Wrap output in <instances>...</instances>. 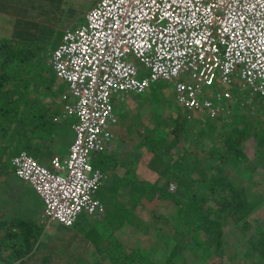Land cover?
I'll use <instances>...</instances> for the list:
<instances>
[{
    "label": "built area",
    "instance_id": "built-area-1",
    "mask_svg": "<svg viewBox=\"0 0 264 264\" xmlns=\"http://www.w3.org/2000/svg\"><path fill=\"white\" fill-rule=\"evenodd\" d=\"M46 62L72 99L62 109L75 118L73 140L49 166L24 150L9 163L41 200L45 226L68 227L103 210L96 190L106 174L90 159L113 144L112 97L163 80L180 108L215 117L229 113L232 93L203 87L237 80L238 91L264 94V0H97Z\"/></svg>",
    "mask_w": 264,
    "mask_h": 264
},
{
    "label": "trees",
    "instance_id": "trees-1",
    "mask_svg": "<svg viewBox=\"0 0 264 264\" xmlns=\"http://www.w3.org/2000/svg\"><path fill=\"white\" fill-rule=\"evenodd\" d=\"M34 52L16 47L9 41L0 42V81L12 80L14 86L8 96L5 92L0 93L1 104L7 97L11 101L9 106L1 107L0 121L16 117L15 125L20 126L13 129L18 139L27 133L20 149L37 160L45 149V142L52 139V124L45 126L48 117L45 107L39 97L30 98L25 89L30 69L24 62H29V54ZM18 81H23L20 82L23 90L14 97L20 84ZM238 92L245 96L239 100L240 108L233 110L228 106L226 116L219 113L208 118L203 112H191L189 116L194 114L197 122L190 126L187 112H172V125L165 131L172 134L170 141L162 138L155 141L146 133L141 146L149 152L151 160L137 163L133 174L119 179L121 186L112 182L115 188H124L125 195L110 193L109 187L102 189L103 183L97 188L96 194L101 188L103 193L100 195L107 196L110 207L106 217L111 214L113 219L112 237H108L110 234L105 236L107 242L100 247L112 264H207L208 255L216 256V261L211 264H222L223 254L232 264H264V221L253 218L254 230L248 234L251 221L246 220L253 204L264 201V110L260 108L264 103L258 96L248 95L246 90ZM175 107H178L176 103ZM16 109L21 112L17 113ZM197 136L201 137L200 142L194 144L192 139ZM249 138L253 140L251 151L245 149ZM202 155L204 159H200ZM106 161L111 162L113 158L103 160ZM96 168L104 172V169ZM259 169L263 170L258 180ZM243 174L246 177H242ZM171 182L173 190L169 188ZM258 188L262 189L260 193ZM143 205L150 207L147 209L150 222L141 231L149 235L156 233L157 237H149L147 245L140 244L131 253L128 247L123 248L124 244L115 232L127 223L133 227L140 224L141 218L134 209ZM108 227L109 223L103 226ZM136 229L133 228L131 234L141 232L139 226ZM236 232L242 234L240 239ZM100 234L104 235L105 231ZM253 236H256L255 240L249 241ZM238 239L243 247L250 248L251 255L241 256L237 250ZM149 251L151 259H147ZM46 261V257L45 260L42 258L41 263Z\"/></svg>",
    "mask_w": 264,
    "mask_h": 264
},
{
    "label": "crops",
    "instance_id": "crops-1",
    "mask_svg": "<svg viewBox=\"0 0 264 264\" xmlns=\"http://www.w3.org/2000/svg\"><path fill=\"white\" fill-rule=\"evenodd\" d=\"M96 1H84L85 11H83V7L79 6L82 0H0V40L9 41L16 47L28 50L36 38L44 32V29L48 31L55 29L61 37L65 29L74 28L84 21L85 13ZM51 49L46 51L42 60L36 54L31 53L28 56L30 57L29 62H24L30 69V73H27L29 79L26 78L25 89L29 91L30 98L39 97L45 107L48 114L45 126L49 127L52 124V132H50L52 139L45 142L44 151L37 157V161L44 166H49V161L53 156L65 157L68 145L74 137L72 125L75 122L73 116L63 114V103L69 104L72 99L69 97L66 100L62 99V96L66 94V84L52 74L46 62ZM0 82V93L5 92L8 96L10 90L14 89V86L11 85L12 80L5 83ZM18 82L23 83V81ZM21 83L15 89L14 97H17L23 90ZM170 90L172 91V88ZM232 90L238 92L237 86ZM233 92L231 91L233 97L227 104L231 109L238 110L241 105L239 100L245 96L238 92L237 95H240L238 97ZM167 95L168 91L163 97L166 98ZM255 95L264 103V94ZM111 100L123 102L118 105L115 123L110 128L113 144L110 149L93 154L90 160L93 167L104 169L107 175L102 189L109 187L110 193L120 192L119 195H125L126 190L124 188L117 189L114 184L121 186L118 183L119 179L128 178V175L133 174V168L137 163L151 160V155L144 146H141V143L144 135L146 133L151 135L153 130H150V125L144 126L141 114L140 122L136 121V109L127 106L130 103L128 94L112 97ZM171 101L174 104V100ZM10 102L7 97L5 102L0 103V110L1 107L4 109L9 106ZM19 106H23V101L19 103ZM177 108L179 109V107ZM260 108L264 109L261 106ZM16 110L17 113L21 112V109ZM138 110L144 111L143 106L138 107ZM15 121L16 117L8 121L7 119L4 122L0 121V264H43L40 259L45 257L47 258L45 264H106L107 255H103V252L100 248H96L95 244L100 246L106 243L107 237L100 233H91L92 236H86V239L82 236L90 234L86 228L92 227L93 222L102 221L101 227H103L108 225L109 220H113L111 214L109 218L106 217L110 207L107 205V196H99L98 192L96 194L103 204V214L101 213V216L98 214L99 220L81 214L71 226L66 227L57 223L45 226L39 218L42 209L41 200L27 183L15 176L9 163L10 157L21 150L22 142L27 139V133L25 137L18 139L13 128L19 127L20 124L15 125ZM141 122L144 126L142 132L138 126V123ZM33 130H31V136ZM33 139L34 137L31 138V140ZM110 157L113 158V161L103 162L105 158L109 159ZM102 189L100 188V193H103ZM23 224L32 233L26 236L20 230L23 237H18L14 234L15 228L23 226ZM31 225L37 227L35 232L29 228ZM108 233L110 234L108 237H112L113 230H109ZM38 247H41L38 258L29 259ZM47 247L51 252L49 256L46 254Z\"/></svg>",
    "mask_w": 264,
    "mask_h": 264
},
{
    "label": "rangeland",
    "instance_id": "rangeland-1",
    "mask_svg": "<svg viewBox=\"0 0 264 264\" xmlns=\"http://www.w3.org/2000/svg\"><path fill=\"white\" fill-rule=\"evenodd\" d=\"M84 1H86V0H82V3L79 4L80 7L81 6L83 7V11H85V8H84L85 4L83 3ZM59 37L60 36H59V34L57 33V31L55 29H49V31L47 29H44V32L42 34H40L36 38V40L33 43V45H30V49L31 50H36V52H34V55L36 54L37 57L40 60H42L43 57H44V54L46 53V51H48L49 49H51L52 47H54L56 45V43L58 42ZM3 41H6V40H3V39L0 40V42H3ZM237 84H238V81L234 80L231 83V86L235 87V86H237ZM224 87H226V86L225 85H216V84H214V85L209 86V87H203L202 89L204 91H210V90L223 89ZM171 88H172V85L170 83H167L166 81H163V80H158V81L154 82L153 84H151L149 88H147L144 92H142L140 94H131V93L128 94V97L130 98V103L127 104V106H129V107L132 106L134 109H136V111H137V113H136L137 120L136 121L140 120V114H141L142 120H143V122L145 124L144 126L147 127V126L150 125L149 126L150 130L151 129L153 130L151 135H150V137L152 139H154L155 141L156 140H160L161 138L164 141H170L172 139V136H171L172 134L171 133L168 134L165 131H166V129L170 128V126L172 125V123H171V121H173V118H172L173 113L172 112H174V114H175L178 111H180V109H177L174 106L175 103L173 104L172 101H171V100H174V98H172V91L170 90ZM166 91H168V95L165 98L163 96L166 93ZM123 101H125V100H123ZM120 103H123V102H121V100L112 101V113L114 115H116L117 107H118V105ZM124 103H126V102H124ZM141 105L143 106L144 111L143 110H140V111L138 110V107L140 108ZM143 122H141L142 124L138 123V126H139L141 132H142V129L144 128ZM196 122H197V118L194 116V114L191 115L189 117L188 124L191 126L193 124H196ZM200 138L201 137L197 136L196 139H192V142L194 144H197L198 142H200L199 141ZM206 144H204L202 146L204 147V146H206ZM252 146H253V140L251 138H249V140H247L245 142V147H246L245 149L247 151H251ZM204 158H205L204 155H202L200 157V159H204ZM188 166H191V164L188 165ZM262 170L263 169H259L258 172L256 173V176H257L258 180H259L258 177L261 176V171ZM146 174H148V173H146ZM262 174H264V170H263ZM243 175H242V177H246V174L244 176ZM243 182H241V184ZM169 188L171 190H173V188H174L173 182H171L169 184ZM259 191L261 192L262 189L258 188L257 192H259ZM98 195L101 196L100 195V189L98 190ZM262 198H264V195L262 196ZM151 201H153V200H151ZM149 208H150L149 206L143 205V206H139L136 209H134V212L138 213L139 219L141 218L140 219L141 223L140 224L138 223V225H137V226H139L140 231H141V228L143 229L150 222V220L148 219V214H147V209H149ZM167 211H168V209L165 210L164 212L167 214ZM100 216H101V214H100ZM247 216L248 217H247L246 220L249 221V222L251 221V223L249 225L250 227L248 228V234H250L254 230V224H253V221H252L253 218H258L260 221H262V220L264 221V201L262 200L259 204H253V206H252L251 210L249 211V213L247 214ZM90 217H91V219H97V220L100 219L99 216H90ZM41 222L44 224L43 220ZM136 223H137V221H136ZM109 225H110V227L103 228V227H101V223L99 221L98 222H93L92 227H87L86 228L87 231L90 234L89 235L85 234L82 237H84V239H86V236H92L91 233H103L104 231H105L104 236H108L109 235L108 231L109 230H113V227H114V225H112V221L111 220H109ZM131 226H132V224H130V223L128 224L127 223V224L124 225L122 230H119L118 233L115 232V235L118 236V238L124 244L123 248L125 249V248L128 247L130 249L131 253L134 252L136 250V247H139L140 244L141 245H147L149 243V241H148L149 237H151V236L153 238L157 237L156 233H152V235H149L147 233H145V234L142 233V231L140 233L138 232L136 234L135 233L131 234V231H133V228L136 229V227H137V226L136 227L132 226V228L129 229V227H131ZM26 227L27 226H24V224H23V226H18V228H15L14 234H16L18 237H20V236L23 237V235L20 233V230H21V231L24 232V234H26V236H29L32 232H31V230L29 231ZM29 228L34 230L37 227L31 225V227H29ZM78 229H80V227H78ZM124 230L126 231V233L123 232ZM136 230H139V229H136ZM149 232H150V230H149ZM127 233H129L130 235H127ZM241 235L242 234L237 235V232H236V236L239 239H240ZM255 238H256V236H253L251 239H248V240L249 241L250 240H255ZM239 239H238V241L236 243H237V250L241 252V256L245 257V256L251 255L250 248L249 247H245V246L243 247L241 245L242 241H239ZM248 240H246V242ZM81 243H82V239H81V242H80V246H81ZM102 246H103V244H101L100 246L97 243L95 244L96 248H100ZM40 252H41V247H38L33 252V254L29 257V259H31V260H32V258L37 259ZM149 253H150V251L147 254H149ZM46 254L48 256L51 254V252L49 251L48 247H47V250H46ZM102 254L103 255L104 254L107 255V253L105 251ZM94 255H95V253H94ZM223 256L224 257L221 259V263L222 264H232L233 263V262H230L228 260V258H226L227 256L225 254H223ZM124 257L125 256H123V258ZM147 259H151V253L148 255ZM44 260H45V258H44ZM85 260H90V259H85ZM40 261H42V259H40ZM206 261H207L206 262L207 264H211V262H215L216 261V256L215 255H208L206 257ZM112 263H113L112 260L107 258L106 264H112Z\"/></svg>",
    "mask_w": 264,
    "mask_h": 264
},
{
    "label": "clouds",
    "instance_id": "clouds-1",
    "mask_svg": "<svg viewBox=\"0 0 264 264\" xmlns=\"http://www.w3.org/2000/svg\"><path fill=\"white\" fill-rule=\"evenodd\" d=\"M232 88H234V87H232V86H227V87H224L223 89L210 90V91H207V92H209L210 94L215 93V92L224 91V90L231 92ZM174 103H175V102H174ZM178 107H179V106H178ZM179 109L181 110L182 113L186 112L185 110H183V109L180 108V107H179ZM189 114H190V113L187 112V116H188L187 118L190 117ZM228 114H229V113H228ZM192 115H193V114H192ZM225 116H226V115H225ZM208 118H212V117H208ZM92 167H93V166H92ZM93 168H95V167H93Z\"/></svg>",
    "mask_w": 264,
    "mask_h": 264
}]
</instances>
